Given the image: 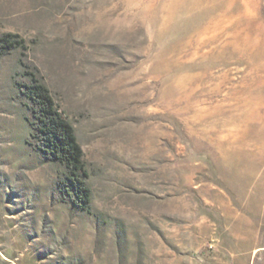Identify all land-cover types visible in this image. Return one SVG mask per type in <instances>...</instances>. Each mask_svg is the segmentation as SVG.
<instances>
[{"label":"rangeland","instance_id":"374dc122","mask_svg":"<svg viewBox=\"0 0 264 264\" xmlns=\"http://www.w3.org/2000/svg\"><path fill=\"white\" fill-rule=\"evenodd\" d=\"M244 4L252 44L264 0ZM227 11L0 0L19 41L0 50V264H264V70L232 61ZM33 79L74 127L86 210L35 133Z\"/></svg>","mask_w":264,"mask_h":264},{"label":"trees","instance_id":"16d2710c","mask_svg":"<svg viewBox=\"0 0 264 264\" xmlns=\"http://www.w3.org/2000/svg\"><path fill=\"white\" fill-rule=\"evenodd\" d=\"M15 35L5 33L0 37V50L6 51L19 41ZM29 97L34 102L35 133L40 144L55 160L62 162L67 169L66 182L71 188L73 202H80L83 210L88 209L90 191L83 180L82 148L77 141L74 127L56 107L47 87L33 79L26 86Z\"/></svg>","mask_w":264,"mask_h":264},{"label":"bare ground","instance_id":"6f19581e","mask_svg":"<svg viewBox=\"0 0 264 264\" xmlns=\"http://www.w3.org/2000/svg\"><path fill=\"white\" fill-rule=\"evenodd\" d=\"M227 21L228 23L226 24L225 28L228 32V35L226 34V38H228L232 53V61L235 63H243L248 60L249 65H255L258 70H264V24H259L257 26L258 33L256 35L255 41L251 44L249 40H246L245 37L242 36L241 30H239L238 27L241 25V16L247 12V6L244 4L243 6L241 5H235V0H227ZM236 15V18H234ZM211 44L212 48L217 46L216 42L218 41L217 38V24L214 22L212 27H211ZM241 35V37H240ZM251 46H255V52H254V57L251 59L247 58V53L249 50L251 51ZM215 49L212 52L213 59L216 56V51ZM247 59V60H246ZM214 61V60H213ZM244 104V110L242 114V122L245 123V125H249V117H248V103L243 102ZM227 112L232 113L233 111L231 109L226 110ZM224 111V112H226ZM228 122L229 119L227 120ZM245 132L243 133V136L245 137V142L248 144V127L244 130ZM262 141L264 142V135H262Z\"/></svg>","mask_w":264,"mask_h":264}]
</instances>
